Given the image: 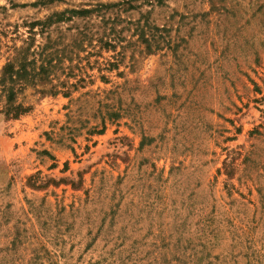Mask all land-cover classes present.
Returning <instances> with one entry per match:
<instances>
[{
  "label": "rangeland",
  "instance_id": "374dc122",
  "mask_svg": "<svg viewBox=\"0 0 264 264\" xmlns=\"http://www.w3.org/2000/svg\"><path fill=\"white\" fill-rule=\"evenodd\" d=\"M17 56L0 264H264V0H0Z\"/></svg>",
  "mask_w": 264,
  "mask_h": 264
},
{
  "label": "trees",
  "instance_id": "16d2710c",
  "mask_svg": "<svg viewBox=\"0 0 264 264\" xmlns=\"http://www.w3.org/2000/svg\"><path fill=\"white\" fill-rule=\"evenodd\" d=\"M44 70V66L38 68V73ZM36 68L33 72L36 74ZM27 66L23 63V59L18 56L15 57L12 61H9L3 69L2 76L0 78V89L5 92L7 95L8 103L6 115L12 118H18L23 113L27 112L29 107H25L21 104H14L16 89L23 87L25 81H31L30 77L32 73H29V76L26 77L28 73ZM18 87V88H17Z\"/></svg>",
  "mask_w": 264,
  "mask_h": 264
}]
</instances>
